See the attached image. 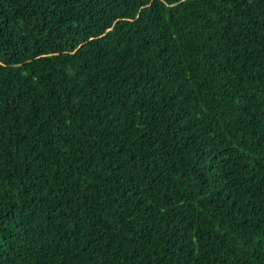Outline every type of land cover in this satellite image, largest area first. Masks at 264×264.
I'll return each instance as SVG.
<instances>
[{"label":"trees","instance_id":"obj_1","mask_svg":"<svg viewBox=\"0 0 264 264\" xmlns=\"http://www.w3.org/2000/svg\"><path fill=\"white\" fill-rule=\"evenodd\" d=\"M0 264H264V0H0Z\"/></svg>","mask_w":264,"mask_h":264}]
</instances>
